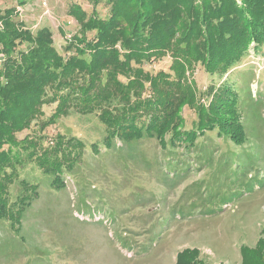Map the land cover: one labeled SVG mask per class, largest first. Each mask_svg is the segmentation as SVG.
<instances>
[{
  "label": "rangeland",
  "instance_id": "rangeland-1",
  "mask_svg": "<svg viewBox=\"0 0 264 264\" xmlns=\"http://www.w3.org/2000/svg\"><path fill=\"white\" fill-rule=\"evenodd\" d=\"M72 6L84 16L70 14ZM109 9L91 0H0V14H10L21 31L34 36L50 29L52 46L63 58L76 56L73 47L66 48L84 37L90 18H107ZM3 59L0 54V67ZM170 64L166 54L140 68L173 78ZM185 76L194 84L195 103L204 107L209 88L224 80L242 90V139L217 135L215 129L198 135L189 148L166 144L164 149L155 139L128 145L118 138L107 146L99 112L68 107L41 128L57 103L43 105V115L17 139L34 141L37 154L53 148L58 138L63 146L69 140L81 146L69 157L59 155L63 185L53 183L36 161L23 159L17 166L6 184L13 217L0 219V264H174L184 249H197L203 263L241 264L240 247H254L264 229V47L253 53L250 45L221 79L193 63ZM149 91L143 83L139 94L145 98ZM180 116L184 131L198 121L188 105ZM24 183L35 191L30 194Z\"/></svg>",
  "mask_w": 264,
  "mask_h": 264
},
{
  "label": "trees",
  "instance_id": "trees-1",
  "mask_svg": "<svg viewBox=\"0 0 264 264\" xmlns=\"http://www.w3.org/2000/svg\"><path fill=\"white\" fill-rule=\"evenodd\" d=\"M91 1L93 6L109 5V16H93L84 24V37L73 39L76 46L66 48L76 52L69 58L52 46L50 29L41 28L31 36L19 29L21 25L10 14H0V54L4 56L0 67V219L13 217L6 184L23 159L36 161L45 175L54 178L53 183L63 185L59 155L69 157L71 150L81 146L78 141L72 144L74 140L63 146L58 138L53 148L37 154L34 141L17 139L18 133L43 115L41 108L47 103L57 106L41 128L66 114L68 107L80 113L97 111L106 126L107 146L118 138L128 145L155 139L164 149L166 144L189 148L198 135L215 129L225 137L242 139L244 135L238 105L242 90L224 80L209 88L210 101L204 107L195 103L194 84L185 74L193 63L221 79L246 57L250 45L253 53L260 52L264 0ZM77 7L72 6L70 14L84 16ZM90 32L92 36L86 39ZM21 44L27 45L26 50H17ZM166 54L171 58L173 78L165 72L150 75L140 68ZM143 83L150 86L145 98L139 94ZM183 105L194 107L197 113L198 121L189 131L183 130ZM23 185L30 194L35 191ZM198 255L197 249H184L176 254L174 264H207ZM240 255L241 264H264V229L254 247H240Z\"/></svg>",
  "mask_w": 264,
  "mask_h": 264
}]
</instances>
